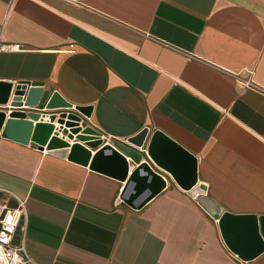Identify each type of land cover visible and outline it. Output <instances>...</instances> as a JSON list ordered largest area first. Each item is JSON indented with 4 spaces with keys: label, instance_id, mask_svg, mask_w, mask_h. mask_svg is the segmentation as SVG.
Wrapping results in <instances>:
<instances>
[{
    "label": "crops",
    "instance_id": "crops-1",
    "mask_svg": "<svg viewBox=\"0 0 264 264\" xmlns=\"http://www.w3.org/2000/svg\"><path fill=\"white\" fill-rule=\"evenodd\" d=\"M0 43L22 46L0 51V81L90 108L86 126L129 164L121 181L0 137V202L24 204L13 244L35 264H264L219 228L225 213L264 217V0H0ZM155 132L192 156L193 185L191 161L147 154ZM144 163L163 188L131 207Z\"/></svg>",
    "mask_w": 264,
    "mask_h": 264
},
{
    "label": "water",
    "instance_id": "water-1",
    "mask_svg": "<svg viewBox=\"0 0 264 264\" xmlns=\"http://www.w3.org/2000/svg\"><path fill=\"white\" fill-rule=\"evenodd\" d=\"M8 105L11 108L7 110L8 113L0 110L1 138L23 144L31 142L39 146H46L49 151L83 165L89 163L91 159V169L115 176L121 181L126 179L129 164L125 155L107 144L100 148L102 144L99 138L100 134L88 128L83 121V118L89 117L90 108H73L58 93L43 96L41 86L28 87L26 84L15 85L12 82L0 81V108ZM46 110L63 112L51 113L48 116V121H45V114L41 115L40 112ZM55 122L60 125L56 131ZM65 128L70 129L67 131ZM59 134L63 138H60ZM146 135L147 130H143L129 140V143L135 147H142ZM92 151H95V154L91 157ZM165 153H168V156H164ZM147 154L158 159L159 163L165 164L167 163L166 158L171 155L191 161L192 168L188 171V176L182 179L188 187L194 184L196 180L194 159L161 133L155 132L152 135ZM129 155L132 162L139 163L138 155L131 153ZM141 165L128 178V182L135 185L134 193H131L125 200L131 207H135L133 201L143 191L148 190L149 195L137 207L157 195L163 188L161 179L152 173L148 165L146 163ZM140 170L145 171L146 175H141ZM148 175L151 176L150 185L146 183ZM258 223L260 233L258 232ZM219 228L225 242L243 259L249 260L264 251V217H260L257 222L254 217H238L225 213L219 220ZM237 229L246 231L245 239L247 241L237 240V236L234 234ZM247 246H251L246 250L249 253L242 254L243 252L239 250L240 247Z\"/></svg>",
    "mask_w": 264,
    "mask_h": 264
},
{
    "label": "built area",
    "instance_id": "built-area-1",
    "mask_svg": "<svg viewBox=\"0 0 264 264\" xmlns=\"http://www.w3.org/2000/svg\"><path fill=\"white\" fill-rule=\"evenodd\" d=\"M0 51L18 52L22 51V46L19 44L0 43ZM48 116L44 117L45 121H48ZM54 126L56 130L60 128L57 122L54 123ZM65 129L69 131L70 128ZM99 138L102 142L100 148L108 144V138L102 135ZM23 205V203H20L16 208H11L0 202V264H35L26 250L24 238L21 239L19 244H13L14 236L24 212Z\"/></svg>",
    "mask_w": 264,
    "mask_h": 264
}]
</instances>
